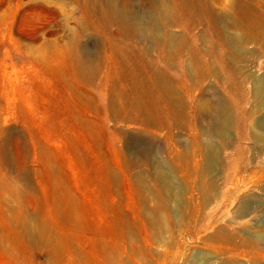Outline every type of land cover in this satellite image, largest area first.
I'll list each match as a JSON object with an SVG mask.
<instances>
[{
  "label": "rangeland",
  "instance_id": "1",
  "mask_svg": "<svg viewBox=\"0 0 264 264\" xmlns=\"http://www.w3.org/2000/svg\"><path fill=\"white\" fill-rule=\"evenodd\" d=\"M189 1L200 7L204 1L214 0ZM114 3L123 12L138 11L141 20L158 19L161 26L172 18L168 9L174 5L173 0ZM228 5L229 0H220L217 7L226 10ZM105 16L104 0H96L94 9L88 11L77 0H0V264H46L48 250L22 243L14 234L11 214L21 202L19 207L26 216L47 218L55 210L54 181L70 193L77 205L81 225L72 234L73 246L92 262L101 260L98 243L103 242L121 264H195L205 258L216 264L220 260L250 264V258L242 253L236 255L239 252L232 246L223 249L218 242L205 241L225 227L239 230L237 236L241 239H253L255 249L264 253V235L251 236L250 217L233 221L240 202L251 210L259 208L254 221H264L262 176L257 181L259 175L236 174L240 181L232 177L225 182L223 171L216 182V199L199 212L201 225L195 228L182 223L178 229L171 227L159 236L147 224L144 213H159L162 209L150 164L140 157L148 149L154 158L170 166L165 152L171 148L174 157L181 155L190 144L191 134L177 127L171 130V140L167 142L165 132L131 122L134 114L125 109L129 90L127 75L123 74L126 68L112 50L113 43L126 49L128 42L123 37L115 39L119 28L116 23L105 26ZM191 20L194 23L190 24L187 46L194 43L209 50V34L198 24L204 23L205 18L193 16ZM165 31L181 34L175 27ZM135 44H130L132 50L143 47L137 41ZM74 45L82 52L97 55L90 61L89 72H80L76 65ZM150 46L146 58L176 83L190 88L191 81L179 74L189 56L173 49L175 58L171 66H165L162 44ZM241 50L244 53L236 59L241 77L264 80V55L258 52V46L245 44ZM176 54L181 57L177 59ZM227 56L232 57L233 53ZM201 63L199 59L198 64ZM187 74L196 80L192 68ZM243 91L244 97L229 99L223 86L210 78L192 94L199 101L202 92L210 93L212 102H224L229 111L232 126L220 152L221 165L232 164L228 158L235 147V152L243 149L246 163L264 170V145L257 150L249 135L264 118V103H255L251 80L244 84ZM180 97L187 106L197 103L184 93ZM213 143L218 146L223 140ZM187 163L182 161L183 170L171 174L172 182L181 190L189 184ZM184 194L196 199L195 206L200 204L197 192ZM174 213L172 210L170 219ZM263 258L259 264H264Z\"/></svg>",
  "mask_w": 264,
  "mask_h": 264
},
{
  "label": "bare ground",
  "instance_id": "2",
  "mask_svg": "<svg viewBox=\"0 0 264 264\" xmlns=\"http://www.w3.org/2000/svg\"><path fill=\"white\" fill-rule=\"evenodd\" d=\"M77 1L82 4L83 10H93L96 6V0ZM173 1V7L168 9L172 13V18L163 26L159 24L158 19L141 20L138 11L123 12L115 5L114 0H104L106 16L104 19L102 18L103 21L100 20L105 26L109 23H116L120 34H115L117 36L115 39L123 37L128 42L126 49H121V46L113 43L112 50L118 62L123 68H126L123 74L127 75L129 90L125 109L134 114V120L131 122H138L148 129L157 130V132H165L168 134L167 142L171 140V130L177 127L187 130L191 134L190 144L187 148H183L184 151L181 155L174 157L171 148L165 152L170 166H173L174 169H171L166 162L154 158L153 153L148 149H145L140 157L150 164L151 176L159 188L157 199L162 212L147 211L144 213L147 224L155 228L156 234L159 236L170 230L171 227L178 229L182 223L187 228L201 225V220L198 219L199 212L214 203L217 195L216 182L223 171H226L225 175L223 173L225 182H228L227 180L232 177L238 182L240 179L237 176L244 173H247L246 176L259 175L257 181L261 176L264 178V170L260 166L246 163L247 156H243V149L235 152L234 147L232 155L228 158L232 164L221 165L220 152L225 148L228 131L232 126L229 111L224 102H212L210 93L202 92L199 101L195 100L196 98L192 94L193 91L200 88L202 81L212 78L223 86L226 97L233 100L245 96L243 86L251 80V94L256 100L255 103L259 105L264 103V80L252 79L249 75L241 77L240 69L236 65L237 57L244 53L241 50L242 45L254 44L258 46V52L264 55V0H229L226 10L217 7L220 5V0L204 1L200 7L198 3H192L189 0ZM193 16L205 18L204 23L198 22V24L205 27L209 34V50L197 47L194 43L187 46V35L192 30L190 24L194 23L191 20ZM90 24L93 25L92 22ZM168 27L179 28L181 34L175 35L166 32L165 29ZM136 41L141 46L143 44V47L132 50L130 44H135ZM146 42L152 44V47L153 44H162L165 52H162L161 56L165 66H171V61L175 58V55L172 54L173 49L177 54L188 55L189 61H186L187 64L181 67L179 74L182 79H189L192 86L186 89L183 84L176 83L174 78L158 70L155 63L146 58L151 48ZM135 46L137 45L135 44ZM78 48L79 46H73L74 61L80 72H89L90 61L94 60L97 55L93 56L88 52H82L83 50L80 51ZM230 52L233 53L232 57L227 56V53ZM178 57L181 56L177 55L176 58L178 59ZM199 59H202L200 65L198 64ZM215 65L223 75L216 71ZM137 67L141 70H136ZM191 68L195 71L194 79L196 80H192L187 74ZM180 93L188 95L190 100L197 101V103L187 106L180 97ZM217 99L219 98L217 97ZM247 117L251 118V115L248 114ZM249 135L256 149L259 150L264 145V118L250 130ZM216 139L223 140V143L216 146L213 143ZM184 160L188 162L186 168L190 170V174L188 188L181 190L172 182L171 174L173 171L175 174V171L183 170L182 161ZM250 180L252 179L250 178ZM260 190L264 192V186L260 187ZM185 191L197 192L200 204L195 206L196 199L191 196L186 197ZM53 193L52 203L55 210L47 215L49 218H44V220H40L37 215L26 216L22 208L19 207L21 206V202L20 204L18 202L20 195L16 194L17 209L12 211L11 220L17 238L27 247L46 248L48 250L46 264H121L119 259L112 254V249L103 242H100V245L98 243V254L101 260H97V262H92L87 255L76 250L73 246L72 234L81 225L77 205L73 202L70 193L60 187L56 181L53 182ZM226 193L228 192L225 191L223 194L226 195ZM172 210L175 213L174 217L170 219ZM258 213H260L259 208L251 210L243 202H240L234 212L233 221L238 222L245 217H250L251 236L260 238V235H264V221L262 223L254 221ZM238 231H229L223 227L208 237L205 242H218L223 246V249H226V246H232V249L239 252L236 255L242 253L250 258V264H259L264 253L255 249L256 244L253 239L239 238L237 234L240 232L238 233ZM73 237L75 238V235ZM195 264L216 263L205 258L201 263L197 261ZM217 264H230V262L229 260H220Z\"/></svg>",
  "mask_w": 264,
  "mask_h": 264
}]
</instances>
